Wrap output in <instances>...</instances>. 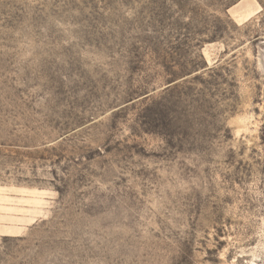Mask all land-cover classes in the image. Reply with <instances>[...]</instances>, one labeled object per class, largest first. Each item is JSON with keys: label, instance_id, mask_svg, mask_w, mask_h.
Returning a JSON list of instances; mask_svg holds the SVG:
<instances>
[{"label": "rangeland", "instance_id": "1", "mask_svg": "<svg viewBox=\"0 0 264 264\" xmlns=\"http://www.w3.org/2000/svg\"><path fill=\"white\" fill-rule=\"evenodd\" d=\"M0 264H264V0H0Z\"/></svg>", "mask_w": 264, "mask_h": 264}]
</instances>
